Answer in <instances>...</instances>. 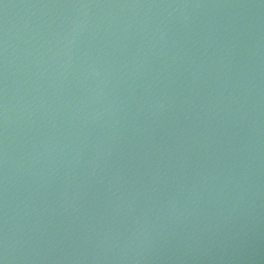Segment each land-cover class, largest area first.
<instances>
[{
	"label": "water",
	"instance_id": "1",
	"mask_svg": "<svg viewBox=\"0 0 264 264\" xmlns=\"http://www.w3.org/2000/svg\"><path fill=\"white\" fill-rule=\"evenodd\" d=\"M0 264H264V0H0Z\"/></svg>",
	"mask_w": 264,
	"mask_h": 264
}]
</instances>
